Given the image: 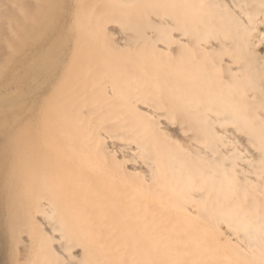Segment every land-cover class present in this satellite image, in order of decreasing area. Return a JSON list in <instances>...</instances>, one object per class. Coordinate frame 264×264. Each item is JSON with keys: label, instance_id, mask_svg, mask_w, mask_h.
Here are the masks:
<instances>
[{"label": "bare ground", "instance_id": "1", "mask_svg": "<svg viewBox=\"0 0 264 264\" xmlns=\"http://www.w3.org/2000/svg\"><path fill=\"white\" fill-rule=\"evenodd\" d=\"M31 1L0 0V48ZM71 1L73 50L15 111L8 264H264V0Z\"/></svg>", "mask_w": 264, "mask_h": 264}, {"label": "rangeland", "instance_id": "2", "mask_svg": "<svg viewBox=\"0 0 264 264\" xmlns=\"http://www.w3.org/2000/svg\"><path fill=\"white\" fill-rule=\"evenodd\" d=\"M28 1L32 3L31 0ZM27 4L29 6L30 3ZM41 4L49 6L56 13L52 14V9L50 12L41 7L37 9L36 17L34 15L35 18H29L24 30V36L27 37L25 47L13 53L0 48V92L5 88L9 89V94L0 98V264H8L6 261L8 234L4 211L7 189L3 185L13 155L10 135L17 132L20 123L16 120L15 111L20 110L22 106H30L28 113L32 115L35 109H39L43 102L41 98L47 90L46 86L36 81L35 77L38 75L44 79L50 77L48 74L52 71V67L59 66L65 58L64 55H68L73 50V39L78 32L73 31L70 26L73 9L71 0H49L42 1ZM126 4L134 10L132 13L146 11L140 8L145 3L139 0H130ZM139 52L141 51L137 50V53ZM164 55L165 53L160 51L147 56H155L159 60ZM33 100L38 102L37 107L32 108Z\"/></svg>", "mask_w": 264, "mask_h": 264}]
</instances>
